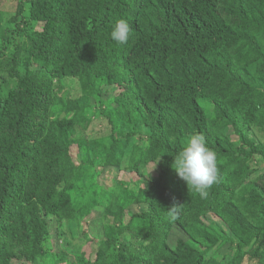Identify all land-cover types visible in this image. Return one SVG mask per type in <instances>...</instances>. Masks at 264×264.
<instances>
[{
  "label": "trees",
  "instance_id": "1",
  "mask_svg": "<svg viewBox=\"0 0 264 264\" xmlns=\"http://www.w3.org/2000/svg\"><path fill=\"white\" fill-rule=\"evenodd\" d=\"M0 91V264H264V0H22L0 10ZM95 116L103 162L77 165ZM194 134L217 155L206 198L174 168ZM98 166L133 182L86 191ZM94 210L91 261L51 219Z\"/></svg>",
  "mask_w": 264,
  "mask_h": 264
},
{
  "label": "rangeland",
  "instance_id": "2",
  "mask_svg": "<svg viewBox=\"0 0 264 264\" xmlns=\"http://www.w3.org/2000/svg\"><path fill=\"white\" fill-rule=\"evenodd\" d=\"M22 2V0H0V10L4 13V15L9 18L12 15L17 13L18 5ZM28 10V7H26ZM27 12H23L21 14V18L24 19L25 21H28L27 16L25 15ZM33 28H37V25H29L28 26V31L32 30ZM25 40L23 37H16L15 41H22ZM70 87L72 88L71 90L74 91L73 89L76 88V84L72 82L70 84ZM6 93H3L0 91V98H4ZM109 96H113L111 93ZM248 124V123H247ZM86 125V124H85ZM85 125H82L80 128L85 129ZM248 126V132L252 138L255 139L257 143L264 144V128H260L256 126L255 124H249ZM111 133V126L108 124V120L104 119L103 117L99 118L98 116H95L94 119L89 123L87 129L85 131L82 130V134H84L83 139L81 140L78 138V142L76 146L81 145L83 149L82 155H80V149L79 147H74L72 150V157L75 161V163L78 165L82 162L81 158H85V162H90V161H97V162H103L101 158V153L99 150L93 148L91 145V141L95 139H99L101 137H104L106 135H109ZM84 162V163H85ZM104 164V163H103ZM101 166H98V170L94 171V176L96 177L92 182H87L86 186V191L89 190V187L98 185L99 183L101 185H107L106 182L109 184V180L111 179H117V188L122 189L124 181L125 182H133L132 177L134 175L130 173H125L121 174L118 177H115V174L110 171L104 169L103 172ZM158 168L154 166L153 164H150L147 168V171L150 173L151 171H157ZM110 175V176H107ZM98 182V183H97ZM112 184V183H110ZM114 185V184H113ZM104 189L102 187H98V193L96 195H103ZM128 205V204H127ZM98 209V208H97ZM96 213L95 215H90V217L86 218H76L71 221H64L63 224L61 225L62 228L60 227L59 223L57 222V219L54 217L51 219L52 222H55L52 227V233H54V230H58L60 228L61 231L65 233V237H60V245H65V243H70L72 247L75 249L81 247L83 252L86 254L87 258H90L91 261H93L96 257L97 253V246L93 243H86L83 240V237L85 236V233H88V229H91V227L96 226L97 221V216L102 217L103 212H100L98 210H94ZM101 214V215H100ZM113 231V228L106 227L105 228V233L110 235ZM92 240V238H91ZM90 240V241H91ZM61 248H63L61 246ZM69 252L72 251L69 249ZM74 259L73 254H72V260ZM18 264H24L23 262H20ZM72 264H77L76 261H74Z\"/></svg>",
  "mask_w": 264,
  "mask_h": 264
},
{
  "label": "clouds",
  "instance_id": "3",
  "mask_svg": "<svg viewBox=\"0 0 264 264\" xmlns=\"http://www.w3.org/2000/svg\"><path fill=\"white\" fill-rule=\"evenodd\" d=\"M130 31L129 23L120 19L113 26L111 38L118 44H126ZM174 164L180 178L202 198L207 197L208 189L219 178L216 152L208 146L202 134H194L185 141L174 157Z\"/></svg>",
  "mask_w": 264,
  "mask_h": 264
}]
</instances>
